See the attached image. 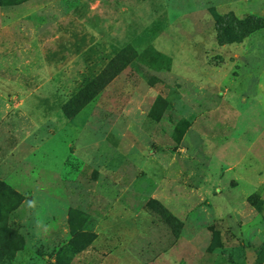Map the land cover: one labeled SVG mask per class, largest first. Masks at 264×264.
I'll list each match as a JSON object with an SVG mask.
<instances>
[{
	"label": "rangeland",
	"instance_id": "374dc122",
	"mask_svg": "<svg viewBox=\"0 0 264 264\" xmlns=\"http://www.w3.org/2000/svg\"><path fill=\"white\" fill-rule=\"evenodd\" d=\"M5 2L0 264H264V0Z\"/></svg>",
	"mask_w": 264,
	"mask_h": 264
},
{
	"label": "trees",
	"instance_id": "16d2710c",
	"mask_svg": "<svg viewBox=\"0 0 264 264\" xmlns=\"http://www.w3.org/2000/svg\"><path fill=\"white\" fill-rule=\"evenodd\" d=\"M6 4L5 0H0V6ZM159 55L162 58H167V59H171L170 56L166 55V54H156ZM101 82L98 80V77L94 78V80H92L89 84L93 90L88 91L86 93V91L82 90V92L80 91L79 94H76L65 106V112L68 115H73L74 113H76L77 111H79L87 102H89L95 95L97 92L100 91L101 86L97 87V88H93L91 85L93 84H100ZM86 93V94H85ZM83 94H85L84 96H82ZM74 107V108H71ZM4 185V184H3ZM12 208V204L11 203H7L4 206L1 207V210L3 211H9ZM4 213V212H3ZM7 213V212H6ZM1 228V227H0ZM2 251H5L3 249H1Z\"/></svg>",
	"mask_w": 264,
	"mask_h": 264
}]
</instances>
